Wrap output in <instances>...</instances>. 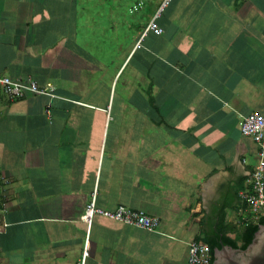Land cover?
<instances>
[{"label":"crops","instance_id":"obj_1","mask_svg":"<svg viewBox=\"0 0 264 264\" xmlns=\"http://www.w3.org/2000/svg\"><path fill=\"white\" fill-rule=\"evenodd\" d=\"M0 74L44 90L0 91V264H187L221 213L242 233L264 0H0ZM92 201L159 227L86 223Z\"/></svg>","mask_w":264,"mask_h":264},{"label":"built area","instance_id":"obj_2","mask_svg":"<svg viewBox=\"0 0 264 264\" xmlns=\"http://www.w3.org/2000/svg\"><path fill=\"white\" fill-rule=\"evenodd\" d=\"M146 30L159 34L161 28L152 19ZM0 91L10 100L20 98L26 94H42L35 81L26 78H13L0 74ZM242 135L251 138L257 144L256 162L248 175V182L238 193L239 211L245 225L257 224L264 219V115L250 113L239 121ZM94 214H101L107 218L123 224L135 226L148 231H156L160 220L141 210H135L125 205H118L113 210H102L90 202L81 219L89 223ZM87 249L84 248L82 257L76 264H84ZM211 254L208 246L202 240L191 241L188 244L187 264H210Z\"/></svg>","mask_w":264,"mask_h":264},{"label":"water","instance_id":"obj_3","mask_svg":"<svg viewBox=\"0 0 264 264\" xmlns=\"http://www.w3.org/2000/svg\"><path fill=\"white\" fill-rule=\"evenodd\" d=\"M213 251L210 264H264V223L258 226L245 248L221 244Z\"/></svg>","mask_w":264,"mask_h":264},{"label":"trees","instance_id":"obj_4","mask_svg":"<svg viewBox=\"0 0 264 264\" xmlns=\"http://www.w3.org/2000/svg\"><path fill=\"white\" fill-rule=\"evenodd\" d=\"M263 223L264 219L260 220L257 224H246L241 233L240 243H237V240L226 235L228 224L223 222V215L221 213L220 224L216 225L214 231L207 232L202 237L203 242L207 244L209 252L211 254L210 262H212L213 260V250L216 247H220L221 244H227L232 247L245 248L250 243L258 226Z\"/></svg>","mask_w":264,"mask_h":264},{"label":"rangeland","instance_id":"obj_5","mask_svg":"<svg viewBox=\"0 0 264 264\" xmlns=\"http://www.w3.org/2000/svg\"><path fill=\"white\" fill-rule=\"evenodd\" d=\"M240 238H241V227H238L237 233H236V240L237 243H240Z\"/></svg>","mask_w":264,"mask_h":264}]
</instances>
